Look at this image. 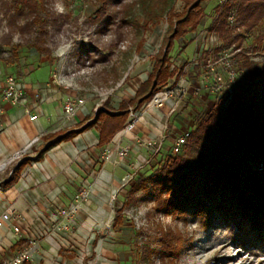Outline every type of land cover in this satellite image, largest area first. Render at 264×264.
<instances>
[{
	"label": "crops",
	"instance_id": "0c3cea01",
	"mask_svg": "<svg viewBox=\"0 0 264 264\" xmlns=\"http://www.w3.org/2000/svg\"><path fill=\"white\" fill-rule=\"evenodd\" d=\"M56 58H40L33 67H26L22 60L15 65L0 63V92L14 72L26 86L19 104L0 101V216L9 208L17 216L0 229V261L36 243L27 264H103L114 259L116 235L105 227L111 213V193L120 188L128 170L141 163L145 166L153 157L172 154L176 139L193 128L196 113L214 106L215 97L188 94L176 100L175 110L174 104L143 109L144 104L138 112H130L126 126L133 120L132 114L138 119L132 131L125 126L105 147H100L98 125L82 130L94 122L99 111H107L105 107L119 111L151 73L143 75L130 96L122 89L103 98L92 82L96 69L87 66L84 58L64 55L62 50ZM192 71V78L184 79L190 83L198 77L197 69ZM59 72L67 78L64 85L53 80ZM122 84L123 80L116 89ZM35 94H40V99ZM68 98L84 102L72 117L63 108ZM33 116L37 120L31 121ZM70 132H76L72 140L54 145L37 159L55 142V137ZM124 148L130 152L121 160L118 152ZM19 160L29 162L5 187ZM87 185L92 186V194L77 216V231H60L65 223L61 209L68 207L74 195ZM115 219L112 217L113 226ZM15 227L20 228V233L14 232ZM49 230L52 232L47 235Z\"/></svg>",
	"mask_w": 264,
	"mask_h": 264
},
{
	"label": "rangeland",
	"instance_id": "374dc122",
	"mask_svg": "<svg viewBox=\"0 0 264 264\" xmlns=\"http://www.w3.org/2000/svg\"><path fill=\"white\" fill-rule=\"evenodd\" d=\"M22 1L0 0V42L11 31L10 19L5 14L7 5ZM239 1L197 0L203 10L197 27L175 40L169 53L170 69L175 67L174 79H191V62L199 56H207L210 50L218 53L227 49L238 73V81L249 85L245 61L264 64V44L259 45L258 42V39H264V18L249 29L238 12L234 11L227 19L225 34L215 29L219 25L217 18L223 7L237 6ZM44 3L59 18L56 26L50 29L49 45L53 48L54 59H58L56 55L60 50L64 51V55L84 58L87 66L92 65L96 69L92 82L103 98H106V93L113 94L122 89L127 90V97L130 96L143 75L152 72L154 58L168 37L171 24L174 25L178 17L183 16L186 7L185 0H44ZM155 7L157 17L149 19L151 9ZM232 16L234 20L231 22ZM144 23L148 27L146 30L142 27ZM25 40L18 33L13 36V43L23 46L19 58L27 63L26 67L37 65L40 58L46 61V57L26 46ZM4 51L8 56L9 48H4ZM12 76L21 78L18 72ZM122 80L123 84L116 89ZM217 100L215 98L214 106ZM213 107L203 108L196 113L190 132ZM182 154L183 150L179 155ZM171 156L173 154L170 152L156 156L145 166L141 163L128 170L120 188L111 193V213L105 227L116 235L114 259L109 258L103 264H264V240L250 238L247 243L241 236V241L237 239L239 230L231 229L227 224L204 228L201 218L193 213L185 217L176 213L166 215L161 210L165 195L162 201H156L150 186L131 194V187L138 176L150 177ZM84 188L89 190L91 196L92 186L87 185L80 190ZM74 198L68 207L61 209L65 221L59 227L62 232L77 231V216L88 202L73 213ZM120 210L123 222L120 226H113L112 217L116 218ZM51 232L47 231V235ZM35 245L27 249L33 251ZM169 248L173 249L172 253L166 251Z\"/></svg>",
	"mask_w": 264,
	"mask_h": 264
},
{
	"label": "trees",
	"instance_id": "16d2710c",
	"mask_svg": "<svg viewBox=\"0 0 264 264\" xmlns=\"http://www.w3.org/2000/svg\"><path fill=\"white\" fill-rule=\"evenodd\" d=\"M185 1L183 16L171 24L169 35L154 58L152 72L134 98L123 102L117 112L105 107L107 111H99L94 122L82 130L98 125L100 147H105L126 126L131 110L138 112L157 90L174 79L169 57L173 42L194 30L203 12L197 0ZM234 11L249 29H253L264 18V0H240L237 6L225 5L215 28L220 34L226 33L227 19ZM5 14L10 19L11 31L0 42V63L15 65L21 60L19 52L23 46L13 43L16 33L26 38L25 45L41 56L49 60L54 58L53 48L49 45L50 29L56 26L59 18L46 8L44 0H24L7 5ZM148 16L152 20L157 17L156 7ZM142 27L148 28L145 23ZM258 42L264 44V39L260 38ZM4 48H9L8 56ZM245 67L249 85L239 80L231 89L216 96L217 104L190 132L183 154L169 157L148 178L138 176L130 192L134 195L150 186L156 201H162L165 195L161 207L164 214L176 213L185 217L193 213L201 218L204 228L227 224L231 229L239 230L237 239L242 241L241 236H244L249 243L250 238L264 240V64L256 65L247 60ZM75 135L76 132H70L55 137V142L37 159L54 145L70 141ZM28 162L19 163L5 187L14 182L16 174ZM121 213L122 210L118 212L114 226L122 224ZM171 250L166 251L172 253Z\"/></svg>",
	"mask_w": 264,
	"mask_h": 264
},
{
	"label": "built area",
	"instance_id": "2783aa9c",
	"mask_svg": "<svg viewBox=\"0 0 264 264\" xmlns=\"http://www.w3.org/2000/svg\"><path fill=\"white\" fill-rule=\"evenodd\" d=\"M234 17L230 18L232 22ZM234 48V47H233ZM209 50H207L208 52ZM207 56H199L193 62L189 64L192 69H197L198 77L196 81L188 82L182 78H175L173 82L169 83L168 86L156 91L152 99L147 102L143 109L160 108L165 104H174V110L178 107L176 100H180L182 97L192 94L196 97L202 94L210 96H218L225 93L238 83V73L233 67L232 57L227 49L216 53L214 50H210ZM175 69V67H174ZM172 68L171 70L174 71ZM71 77L75 76L74 72L70 71ZM53 80L60 85H64L67 78L63 75V72L55 73ZM26 86L19 81L15 76H8L5 81V87L0 92V101H8L12 104H19L25 94ZM112 95V92L106 93L104 96L107 98ZM36 99H40V94H35ZM83 100L77 98H68L64 103V112L68 116H74L77 111L83 107ZM133 120L126 126V130L132 131L137 124V118L135 114H132ZM31 121L37 120V116L30 118ZM190 137V131L184 132L179 136L173 146L172 154L179 155L182 150L188 144ZM130 150L124 148L118 152L121 160H124L129 155ZM109 157V154L106 156ZM20 159V155L17 157ZM21 161L19 160L17 165ZM129 179V178H127ZM90 198V192L87 188L80 190L75 195V206L73 207V213L78 212L80 206L87 202ZM16 218L15 211L9 208L5 213L0 216V229L4 225L10 222L13 218ZM15 233H20V228H14ZM32 255V250L24 249L20 251L15 257L2 262L1 264H24L29 261Z\"/></svg>",
	"mask_w": 264,
	"mask_h": 264
}]
</instances>
